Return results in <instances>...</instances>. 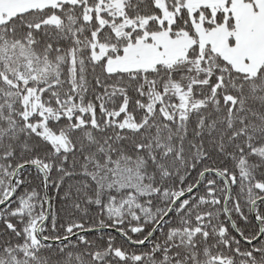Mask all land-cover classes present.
<instances>
[{
    "label": "snow or ice",
    "instance_id": "6c2138e0",
    "mask_svg": "<svg viewBox=\"0 0 264 264\" xmlns=\"http://www.w3.org/2000/svg\"><path fill=\"white\" fill-rule=\"evenodd\" d=\"M0 264H264V0H0Z\"/></svg>",
    "mask_w": 264,
    "mask_h": 264
}]
</instances>
